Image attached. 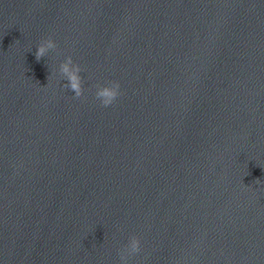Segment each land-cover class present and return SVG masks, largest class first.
<instances>
[{
  "label": "clouds",
  "instance_id": "obj_1",
  "mask_svg": "<svg viewBox=\"0 0 264 264\" xmlns=\"http://www.w3.org/2000/svg\"><path fill=\"white\" fill-rule=\"evenodd\" d=\"M57 44L51 36L42 39L37 46L35 52L36 60L39 61L47 55L49 50L57 49ZM82 68L78 63L73 61L72 56H67L59 65L60 76L67 82L63 87L74 92V98H80L84 94L83 78L80 75ZM51 75H48V83L51 80ZM47 83V84H48ZM120 83L118 81H111L105 85H96L95 98L100 102L101 106L108 107L112 105L120 92ZM141 251L139 237L133 235L129 238V242L122 249L119 250V258L121 264H129V260Z\"/></svg>",
  "mask_w": 264,
  "mask_h": 264
}]
</instances>
